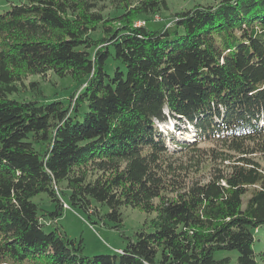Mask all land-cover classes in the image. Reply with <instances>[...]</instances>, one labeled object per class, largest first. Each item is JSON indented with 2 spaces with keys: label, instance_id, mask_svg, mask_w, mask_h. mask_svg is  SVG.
Here are the masks:
<instances>
[{
  "label": "trees",
  "instance_id": "trees-1",
  "mask_svg": "<svg viewBox=\"0 0 264 264\" xmlns=\"http://www.w3.org/2000/svg\"><path fill=\"white\" fill-rule=\"evenodd\" d=\"M165 11L22 0L0 14V264H263L264 0L198 3L149 29ZM49 73L75 83L68 102L10 98L43 96L28 80ZM65 204L117 230L123 208L154 217L120 253L88 257L57 224Z\"/></svg>",
  "mask_w": 264,
  "mask_h": 264
},
{
  "label": "rangeland",
  "instance_id": "rangeland-1",
  "mask_svg": "<svg viewBox=\"0 0 264 264\" xmlns=\"http://www.w3.org/2000/svg\"><path fill=\"white\" fill-rule=\"evenodd\" d=\"M21 1L22 0H0V14L10 10L12 4H18ZM215 1L219 0H168L170 12L165 11L162 14L158 13L151 16L149 21L140 19L137 25H144L147 21V27L151 30H156L161 26L171 24L172 14L180 10L191 8L198 3H213ZM119 66H122L120 62L110 59L107 66L108 73L113 74L115 69ZM29 82H40L43 96L35 97L31 90H21L19 93L10 95V98L18 101L32 100L34 98L40 103H48L54 99H65L66 102H68L71 91L75 89V83L70 77L60 78L54 73H49L46 80L39 75L31 76L28 80V83ZM169 122L170 121H168V123ZM161 128L163 129L164 126H161ZM180 134L181 133H179V135ZM182 138L195 140L194 137L190 138V134L187 137L182 136ZM167 145L171 148L175 147L170 141L167 142ZM204 147L208 146L204 145ZM33 200L35 203L39 204L40 208L43 210L51 211L55 208L54 203L50 202L46 194L37 195ZM46 211H40V213H46ZM122 214L123 226L122 229L117 230L113 228L112 222H107V225H104L98 217H91L84 210L74 209L65 204L57 224L63 228L70 238L76 240L81 239L83 241V254L85 256L93 257L99 254H115L120 253L126 248L127 238L133 237L137 231L144 228L154 217L152 214H146L132 207L123 208ZM45 220L48 224L51 222L49 217H45ZM51 225L52 224H49L46 230H51ZM254 250L258 254V258L260 260L263 259L262 263L264 264V226L255 232ZM237 257V251H217L215 253L216 259L228 258V264H237Z\"/></svg>",
  "mask_w": 264,
  "mask_h": 264
},
{
  "label": "bare ground",
  "instance_id": "bare-ground-1",
  "mask_svg": "<svg viewBox=\"0 0 264 264\" xmlns=\"http://www.w3.org/2000/svg\"><path fill=\"white\" fill-rule=\"evenodd\" d=\"M190 138H191V136H190Z\"/></svg>",
  "mask_w": 264,
  "mask_h": 264
}]
</instances>
